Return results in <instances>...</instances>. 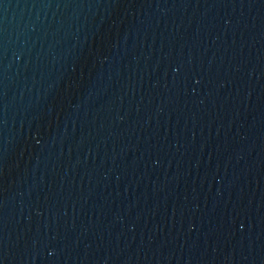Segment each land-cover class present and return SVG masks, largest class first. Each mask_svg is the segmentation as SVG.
Listing matches in <instances>:
<instances>
[{
	"label": "water",
	"instance_id": "obj_1",
	"mask_svg": "<svg viewBox=\"0 0 264 264\" xmlns=\"http://www.w3.org/2000/svg\"><path fill=\"white\" fill-rule=\"evenodd\" d=\"M0 264H264V0H0Z\"/></svg>",
	"mask_w": 264,
	"mask_h": 264
}]
</instances>
